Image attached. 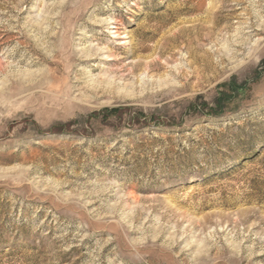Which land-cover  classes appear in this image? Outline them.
<instances>
[{"label": "rangeland", "instance_id": "374dc122", "mask_svg": "<svg viewBox=\"0 0 264 264\" xmlns=\"http://www.w3.org/2000/svg\"><path fill=\"white\" fill-rule=\"evenodd\" d=\"M0 264H264V0H0Z\"/></svg>", "mask_w": 264, "mask_h": 264}, {"label": "bare ground", "instance_id": "6f19581e", "mask_svg": "<svg viewBox=\"0 0 264 264\" xmlns=\"http://www.w3.org/2000/svg\"><path fill=\"white\" fill-rule=\"evenodd\" d=\"M206 54V53H205ZM209 55V54H208ZM205 56H203V58H204ZM198 58V57H197ZM203 60V59H202ZM204 61L206 62L205 64V66L208 68V67H210L209 66V62L206 60V59H204ZM140 66V63H138V64H135V65H133V71H135L138 67ZM156 66H159V63H152V64H149V67L150 68H154V67H156ZM197 72V71H196ZM196 77V76H195ZM188 78V77H187ZM190 78V77H189ZM193 78H194V76H193ZM197 78V77H196ZM191 79V78H190ZM197 79H200V78H197ZM193 80V79H192ZM191 80V81H192ZM189 81V80H188ZM190 84V83H189ZM109 85V84H108ZM188 86V85H187ZM186 87V86H185ZM187 88V87H186ZM104 90H106V89H102L100 92H104ZM108 91V90H107Z\"/></svg>", "mask_w": 264, "mask_h": 264}]
</instances>
